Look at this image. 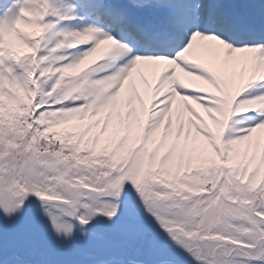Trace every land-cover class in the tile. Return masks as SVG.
Wrapping results in <instances>:
<instances>
[{
    "label": "snow or ice",
    "instance_id": "obj_1",
    "mask_svg": "<svg viewBox=\"0 0 264 264\" xmlns=\"http://www.w3.org/2000/svg\"><path fill=\"white\" fill-rule=\"evenodd\" d=\"M0 11V264H264V0Z\"/></svg>",
    "mask_w": 264,
    "mask_h": 264
},
{
    "label": "rangeland",
    "instance_id": "obj_2",
    "mask_svg": "<svg viewBox=\"0 0 264 264\" xmlns=\"http://www.w3.org/2000/svg\"><path fill=\"white\" fill-rule=\"evenodd\" d=\"M0 1H2V2H3V0H0ZM0 15H3V12H2V11H0Z\"/></svg>",
    "mask_w": 264,
    "mask_h": 264
},
{
    "label": "bare ground",
    "instance_id": "obj_3",
    "mask_svg": "<svg viewBox=\"0 0 264 264\" xmlns=\"http://www.w3.org/2000/svg\"><path fill=\"white\" fill-rule=\"evenodd\" d=\"M149 78H151L150 75H149Z\"/></svg>",
    "mask_w": 264,
    "mask_h": 264
}]
</instances>
